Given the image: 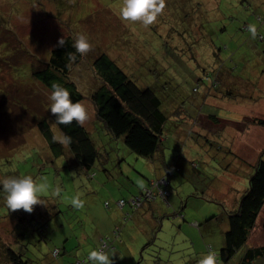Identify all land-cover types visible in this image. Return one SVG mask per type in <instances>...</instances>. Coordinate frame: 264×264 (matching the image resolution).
<instances>
[{
	"label": "rangeland",
	"instance_id": "rangeland-1",
	"mask_svg": "<svg viewBox=\"0 0 264 264\" xmlns=\"http://www.w3.org/2000/svg\"><path fill=\"white\" fill-rule=\"evenodd\" d=\"M120 2L0 0V176L28 173L49 185L44 204L34 205L31 213L10 210L0 193V240L21 251L29 264H89L88 251L99 248L105 235L101 221L119 225L115 207H123L118 201L157 178L163 163L179 169L170 179L171 206L163 207V215L147 208L134 214L115 237L114 248L103 251L113 254V264H193L209 251L219 257L227 213L237 209L264 148V128L242 130L244 121L264 118V80L256 84L264 64V40L258 39H264V0H165L163 13L148 27L121 20ZM78 32L93 44L69 76L89 110L81 125L99 154L89 172L61 143L66 156L53 157L36 126L46 120L55 138L61 135L51 119L52 90L33 73L46 66L61 38L75 39ZM102 53L140 87L156 86L166 104L162 153L153 160L137 157L97 119L90 96L100 81L91 64ZM217 58L234 70L233 76L252 68L258 74L247 86L231 79L218 89L208 85L193 93L202 70L211 69ZM178 106L182 116L176 118L172 111ZM77 193L86 201L83 208L71 204ZM176 212L181 215L172 217ZM22 216L21 223L17 217ZM31 219L46 223L43 238L32 230ZM263 220L264 207L249 244L264 245ZM54 247L61 250L56 261ZM238 260L235 255L227 264Z\"/></svg>",
	"mask_w": 264,
	"mask_h": 264
},
{
	"label": "trees",
	"instance_id": "trees-1",
	"mask_svg": "<svg viewBox=\"0 0 264 264\" xmlns=\"http://www.w3.org/2000/svg\"><path fill=\"white\" fill-rule=\"evenodd\" d=\"M258 20L260 21V18ZM258 39L264 40L261 35H258ZM60 40L64 41L62 45L59 43ZM60 40L51 49L46 66L34 72L33 77L49 90H52L54 83L67 88L71 99L74 102H81L83 96L79 93L76 84L70 80L69 76H71V69L81 61L82 54L76 52L73 46L75 39L71 35H66ZM214 61L211 69L208 71L202 70V78L199 77L196 81L193 93L199 92L202 87H204L205 91L206 88H209L208 85L218 89L223 83L226 84L231 79L241 81L244 86H247L251 83L249 80L258 74L257 69L252 68L242 71L236 77L232 75L234 70L231 67L227 68L225 63L221 64L218 58ZM91 65L100 81V85L90 96V99L103 129L115 139L122 138L126 147L137 157L147 160L155 159L158 153H162L163 129L167 120L166 111H163V107L166 104H164L162 97L159 98L156 95L157 87H140L139 83L120 68L116 61L104 53L98 55ZM262 68L259 82L256 83L259 86L260 80H264V64ZM261 85H264V82ZM201 96L205 99L206 92ZM181 111L182 109L178 106L172 111V114L178 118L182 116ZM51 119L61 135H67L72 138L71 144L66 146L70 159L77 166L84 169L85 172H89L99 155L89 132L75 120L69 125H64L56 123L55 114L51 115ZM250 125L264 128V118L256 117L252 118L251 121H244V129L242 130L245 131ZM36 126L41 136L45 139L52 156L60 157L63 154L65 155L62 145L56 140L54 132L47 121L43 119L37 120ZM162 165L164 172L161 176L148 180L139 193L130 195L126 199H120V201L124 202L121 209V223L115 225L110 234L104 235L100 239L98 249L102 248L103 245H105L103 250L107 247L113 249L115 235L118 234V237H120L123 225L127 224L134 214L143 210L144 206L150 202L157 200L164 202L165 198H161L156 191H154L151 199L143 196L144 189L151 187L153 182L165 178L166 185L162 189L168 193L165 200L167 203L171 196L169 192L170 179L173 172L179 169L176 165L167 166L164 163ZM252 168L253 173L248 180V187L240 197L237 209L227 213L228 230L224 233V245L219 250L221 264H227L235 255H238V264H264V245L249 244V236L255 229L257 219L264 207V148L260 151ZM166 174H168L167 177ZM93 176L94 174L90 175L89 178L92 179ZM136 196H141L137 207L129 203V199ZM179 214L180 212H176L171 216L176 217ZM17 218L21 223L26 221L24 216ZM32 221L34 219L29 222L32 230L43 238L46 223ZM195 224L199 226L197 223ZM261 229L264 231V220L261 222ZM117 230H119L118 233ZM8 244L9 242L6 243L0 240V264H29V260L24 259L22 253H20L21 251L14 249L15 247ZM15 244H18V241ZM60 255L61 250L54 247L51 252V259L53 261L59 260ZM198 262L195 260L193 264H198ZM72 264L80 263L74 262Z\"/></svg>",
	"mask_w": 264,
	"mask_h": 264
},
{
	"label": "clouds",
	"instance_id": "clouds-1",
	"mask_svg": "<svg viewBox=\"0 0 264 264\" xmlns=\"http://www.w3.org/2000/svg\"><path fill=\"white\" fill-rule=\"evenodd\" d=\"M121 20L129 22L132 25L138 21L144 27H148L157 22V18L165 9V0H122L116 5ZM249 31L255 35V27L250 26ZM59 43L62 45L63 40ZM76 52L87 54L93 47L89 36L84 32L76 34L74 44ZM50 112L55 114V121L58 124L69 125L74 120L78 124H83L89 119V110L79 101L74 102L70 97L67 88L53 84L49 96ZM56 139L64 146H69L72 138L67 135H60ZM49 191L47 181H38L33 175L24 173L20 175H2L0 176V193L4 196V202L10 210L23 209L31 213L33 206L44 204L42 196ZM82 194L77 193L71 199V204L75 208H83L86 201L81 198ZM80 253L77 252V256ZM113 254L107 251L93 248L88 251L87 261L89 264H113ZM198 264H219V257L216 251H209L202 254Z\"/></svg>",
	"mask_w": 264,
	"mask_h": 264
},
{
	"label": "crops",
	"instance_id": "crops-1",
	"mask_svg": "<svg viewBox=\"0 0 264 264\" xmlns=\"http://www.w3.org/2000/svg\"><path fill=\"white\" fill-rule=\"evenodd\" d=\"M157 160H158V158H157ZM159 162V161H158ZM163 172H164V169L163 168H161L160 169V171L156 174V176L157 177H159V176H161L162 174H163ZM146 183H147V181L141 186V188L142 187H144L145 185H146ZM140 188V189H141ZM140 189H138L136 192H134L133 194H136V193H138L139 192V190ZM133 194H131V195H133ZM117 199H119V198H116L115 200H117ZM175 201V200H174ZM171 206V204H168V203H165L164 204V202H162V201H160V200H157V201H153V202H150V203H148L147 205H145L144 206V209H149V211L152 213V214H158V215H163V213H162V210H163V207L164 206ZM115 207V206H114ZM115 209H117V211H116V215H120V217H118L119 218V221H121V210L120 209H118V208H116L115 207ZM101 224H102V229L103 230H105V232H104V234L105 235H108V234H110L111 233V231L114 229V226L115 225H117L118 224V220H116V221H113V222H111V223H109V224H107V222H104V221H101ZM106 228H108V229H106ZM121 233H122V230H121V232H120V237H121ZM119 237V238H120ZM103 237L101 236L100 237V239H102ZM99 239V240H100ZM116 243V242H115Z\"/></svg>",
	"mask_w": 264,
	"mask_h": 264
},
{
	"label": "built area",
	"instance_id": "built-area-1",
	"mask_svg": "<svg viewBox=\"0 0 264 264\" xmlns=\"http://www.w3.org/2000/svg\"><path fill=\"white\" fill-rule=\"evenodd\" d=\"M165 185H166L165 178L161 179L157 182H153L151 187L144 189L143 196L146 197L147 199H151L154 195V191H156L161 198L164 197L166 199L165 196L168 193L162 189V188H165L164 187ZM140 199H141V196L133 197V198L129 199V203L132 204L133 206L137 207L139 205L138 202L140 201ZM123 204H124L123 201H118L119 207H123ZM118 232H119V230H117V233ZM115 236H118V234H116ZM104 247H105V245H103L102 248H100V250H103ZM54 253H56V252H54Z\"/></svg>",
	"mask_w": 264,
	"mask_h": 264
}]
</instances>
